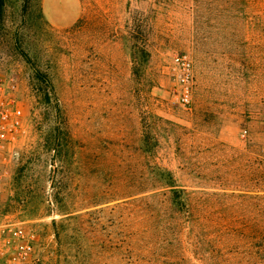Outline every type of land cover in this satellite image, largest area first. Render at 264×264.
<instances>
[{
	"label": "rangeland",
	"instance_id": "rangeland-1",
	"mask_svg": "<svg viewBox=\"0 0 264 264\" xmlns=\"http://www.w3.org/2000/svg\"><path fill=\"white\" fill-rule=\"evenodd\" d=\"M1 107L20 116L0 150V264H247L264 0H3Z\"/></svg>",
	"mask_w": 264,
	"mask_h": 264
},
{
	"label": "built area",
	"instance_id": "built-area-1",
	"mask_svg": "<svg viewBox=\"0 0 264 264\" xmlns=\"http://www.w3.org/2000/svg\"><path fill=\"white\" fill-rule=\"evenodd\" d=\"M172 63L176 86L175 102L183 107H189L192 103L195 81L193 61L188 53L180 52L173 56ZM19 116L20 110L18 109L0 108V150L8 142V134H13L14 127L19 124ZM16 235H20V233H16ZM14 249L25 256L32 248L29 241H19L15 243Z\"/></svg>",
	"mask_w": 264,
	"mask_h": 264
},
{
	"label": "trees",
	"instance_id": "trees-1",
	"mask_svg": "<svg viewBox=\"0 0 264 264\" xmlns=\"http://www.w3.org/2000/svg\"><path fill=\"white\" fill-rule=\"evenodd\" d=\"M3 0H0V16L2 11ZM259 167L264 163L258 161ZM173 203L180 207L188 208L187 199L184 190L172 191ZM254 204V215L248 221H242L243 232V251L247 264H264V188L258 189L251 196Z\"/></svg>",
	"mask_w": 264,
	"mask_h": 264
}]
</instances>
